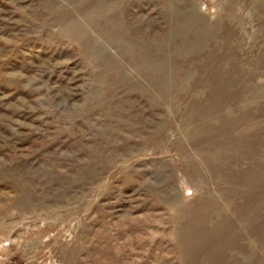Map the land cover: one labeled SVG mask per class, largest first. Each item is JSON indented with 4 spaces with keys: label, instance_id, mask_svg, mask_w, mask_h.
<instances>
[{
    "label": "rangeland",
    "instance_id": "374dc122",
    "mask_svg": "<svg viewBox=\"0 0 264 264\" xmlns=\"http://www.w3.org/2000/svg\"><path fill=\"white\" fill-rule=\"evenodd\" d=\"M0 264H264V0H0Z\"/></svg>",
    "mask_w": 264,
    "mask_h": 264
}]
</instances>
